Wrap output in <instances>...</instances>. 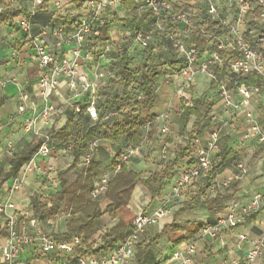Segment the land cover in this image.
Here are the masks:
<instances>
[{
  "label": "built area",
  "instance_id": "2783aa9c",
  "mask_svg": "<svg viewBox=\"0 0 264 264\" xmlns=\"http://www.w3.org/2000/svg\"><path fill=\"white\" fill-rule=\"evenodd\" d=\"M29 1L30 7L15 17L14 26L23 35L25 42L31 45L33 61L41 70L37 90L43 105L38 118L26 119L24 128L31 131L34 136L44 137V141L30 162L12 179L8 190L10 195L20 189L30 176H49L56 172L53 166L43 169L35 162L36 158H47L52 150V142L48 135L41 128H35V125L37 121H41L42 125L46 126L55 116L61 114L63 107L51 102V97L58 95L61 85L66 87L69 94L65 105L74 113L82 114L93 122L100 117L105 122L111 121L118 114L115 107L106 108L103 105L106 102L101 91L117 77L112 69L113 60L108 58L114 48L112 44L106 45V40L102 39V32L105 24L110 19H114L117 6L124 0H81L80 11L71 17L69 31L64 25H57L54 22L63 14L64 0ZM135 1L149 13L151 26L166 35L175 59L181 62L178 78L185 86H190L199 76L208 78L209 82L213 83L221 103L222 114L211 116V122L216 125L210 129L204 144L199 137L191 140L195 148L194 163L173 178L170 201L178 205L181 203L185 189L208 172L212 168L213 161L220 157L221 132L227 124L237 119L238 115L242 120L239 142L254 140L264 149V124L251 109L252 102L264 98V34L254 41L244 36L247 23L257 22V26L264 31V0H208V5L205 6V20L218 21L223 25L227 30L222 36H216L207 30L205 23L197 17V11H189L192 7H177L173 0ZM217 1L228 2V13L232 15L222 16ZM18 3L19 0H8L6 10L20 9ZM44 5L50 7L52 14L48 23L40 27L35 34L33 28L36 16ZM255 8L259 11L258 19L246 18L245 16ZM162 24L168 27L161 29ZM191 32H197L211 41V45L203 53H199L195 45L186 43ZM248 33L251 34L252 30ZM49 34L54 38V50H49L44 43ZM151 34V30L134 27L125 30L120 40L121 43L134 42L140 49L148 52ZM63 44L71 45V58L57 53ZM211 46H215L216 51L212 50ZM219 52L235 54L236 58L227 61ZM15 55L16 53L13 52L12 56ZM101 57L107 58L105 67L93 64V60ZM81 62H92L91 77L81 70ZM225 68L232 76L253 75L258 77L261 83L238 86L232 81H227L224 72L221 75L214 72L216 69ZM21 101L18 111L22 113L26 110L25 103L29 98L23 95ZM31 109L35 110L34 105ZM222 117L224 119H221ZM167 121L168 115L165 113L158 115L153 124L146 127L155 125L159 134L166 135ZM98 144L99 141L96 140L89 144L87 153L81 159L84 168H87L93 160ZM161 155L165 157L166 152L162 151ZM135 158H142L141 143L136 147L123 146L117 158L114 174L120 164L128 163ZM109 180L110 177L105 175L97 179L91 192L92 200L98 201L104 197ZM172 207L168 202H164L150 214L142 209L137 210L131 229L113 250L98 255L94 251L78 255L77 253L82 249L80 236L75 234L61 241L55 233H45L38 219L32 217V212L18 209L10 197L0 203V264H33L32 259L22 257L29 251H37L42 256H52L47 264H130L134 260L142 234L149 227L159 226L169 218L172 215ZM262 212H264V189L255 192L245 203L235 200L226 204L218 202L212 222H205L200 237L217 241L222 247L225 245L226 233L243 226L250 218ZM47 225L50 227L53 223L48 221ZM244 246L247 248L244 249ZM196 250V241L182 243L170 256L159 259L157 264H194ZM234 250L243 251L244 254L242 257L231 258L229 264H257L264 253V238L259 236L249 238L246 233H239L235 237Z\"/></svg>",
  "mask_w": 264,
  "mask_h": 264
},
{
  "label": "trees",
  "instance_id": "16d2710c",
  "mask_svg": "<svg viewBox=\"0 0 264 264\" xmlns=\"http://www.w3.org/2000/svg\"><path fill=\"white\" fill-rule=\"evenodd\" d=\"M131 6L132 1L128 0L125 2L124 9ZM16 14L13 11H2L0 12V20L6 22ZM258 14L259 11L255 8L245 17H255L258 19ZM222 16L224 15L222 14ZM197 17L205 23L206 29L216 36H222L226 33L227 29L218 21L205 20V11H201ZM119 21L118 18L113 20V22ZM113 22L105 24L102 32L103 40L108 39L106 32ZM245 27L244 36L251 41L257 40L264 34V31L257 26V22L247 23ZM250 30H252L251 34L248 33ZM186 43L195 45L199 53H203L211 45L210 40H207L197 32H191ZM211 49L216 51L215 46H211ZM219 53L227 61L236 58V55L232 53ZM147 63L148 58L133 69H130V58L124 50H122L118 62L113 60L112 69L117 79L102 89V95L104 96V90L107 89L108 91L110 88H116L113 96H104L106 103H103L106 108L107 106L116 108L118 114L115 119L105 122L100 117L97 121L93 122L86 116L76 114L68 108L69 110L65 113L68 112L69 115L65 124L56 131L45 132L52 145L58 144L68 150L72 160L69 166L57 171L59 190L50 195L49 205L41 202L38 195H33L30 198V211L32 212V217L35 219L41 221L46 219L54 220L58 216L60 205L64 201H67L71 218L65 225L64 234L66 236L76 234L82 238V249L77 253L78 255H84L93 251V248H95L94 252L106 250L109 252L113 250L132 227L134 215L129 211L127 206L136 185L141 182L139 174L129 170L127 163L120 164L118 171L107 183L103 199L108 202V205L100 211L98 201L91 199V192L101 172L100 163L93 158L89 166L84 168L81 159L87 153L89 144L95 140L104 141L109 144H117L121 141L124 147H136L141 143L144 127L153 124L157 117V111L166 102L164 93L159 96L154 90V84L163 74L162 66H149ZM214 72L217 75H221L224 72L238 86L241 84L251 86L261 83V80L253 75L232 76L226 68L224 70L216 69ZM137 76L139 77L138 79H136ZM209 83L210 85L213 84L212 82ZM134 91H137L139 96L135 97ZM214 94L216 95L215 90ZM180 112V122L183 131L187 129L188 121L191 118L194 119L190 126V131L187 133L189 141L194 137L202 135V125L206 120L210 122V129L216 125V123L210 120L212 113L211 102L198 99L194 100L191 104H186L182 101ZM43 141L44 137L34 136L30 144L7 160L8 169L0 175V190L7 180L17 176L21 168L30 162ZM187 151V148L179 147L178 155L173 160L164 164L159 172L158 179L154 183L142 182V185L148 190L151 197H154L161 190L163 183L170 177L178 164L179 156H187ZM234 154L230 150H223L221 152L220 157L213 161V165L216 161L218 163L214 166L212 165V168L205 173V180L201 189H208L214 185L215 176L224 166L225 162L235 157ZM118 155L119 153L115 157L114 166L117 165ZM79 165L80 167L78 168ZM201 195L202 190L197 191L194 198L186 203H182L178 210L173 212L172 221L162 227L160 234L165 235L166 242L172 250L182 243L196 241L204 228L205 223L203 222L188 221L184 225L176 222V218L180 217L182 213L198 206L197 198ZM103 216H107L109 220L116 219L117 223L102 234L103 241L101 244L95 245L93 242L89 243V240L100 231L99 221ZM150 243L144 246V241L139 240L133 264H157L154 253L150 250Z\"/></svg>",
  "mask_w": 264,
  "mask_h": 264
},
{
  "label": "crops",
  "instance_id": "0c3cea01",
  "mask_svg": "<svg viewBox=\"0 0 264 264\" xmlns=\"http://www.w3.org/2000/svg\"><path fill=\"white\" fill-rule=\"evenodd\" d=\"M126 1L128 0H124L122 4L117 6L116 15L114 19L121 11L124 12V14L129 15V13L134 12V10L138 8L144 10L146 16L149 18L146 23L151 24L149 13L144 8H142L139 3H137L135 0H131L132 6L130 8L124 9ZM173 1L177 4V7H184V6H189L192 8L194 7L190 2H186L182 0H173ZM7 4H8V0H0V12L9 11L6 10ZM80 5H81V0H64L63 14H61L58 17V19L55 20L54 22L57 25L58 24L64 25L65 29L69 31L71 25L70 23L71 17L74 16L75 13H78L80 11ZM18 6L20 7V9L10 10L17 13L14 17L10 18L6 22H2L0 20V175L3 174L8 169L7 160L11 158L14 154L23 150L28 144L32 142L34 135L31 131H27L24 128L25 120L32 117L38 118V113L43 105V100L41 96L38 94V90H37V83L41 75V70L33 61L32 58L33 50L31 45L25 42L23 35L20 32H18L14 26L15 17H17L23 11L28 9V7H30V1L19 0ZM51 14L52 12L49 6L44 5L43 7L40 8V10L37 13L36 21L33 28L35 34L38 33L40 27L48 23ZM113 20L110 19L108 23L113 22ZM163 25L165 24H162V26ZM135 27H139V26H135ZM167 27L168 26H166L165 28ZM116 29H118V26H116L115 23L113 22L106 32V36L108 37V39L105 41L106 45L110 46V44L118 40V36H116L117 33ZM44 43L49 50H54L53 45L55 42H54V38L50 34L45 38ZM70 49H71V45L63 44V46L60 48V50L57 51V53L60 54L61 56L71 58ZM13 52L16 53L15 56H12ZM113 52L114 49H112L109 54H112ZM171 54L173 57H175L172 52ZM108 58L110 60H113L109 56ZM105 59L107 58L101 57L98 60L95 59L93 60V64L99 67H105L107 64L106 63L107 61ZM81 64H82L81 70L84 71L86 74H88L89 77H91L92 72L90 66L92 65V62L91 63L81 62ZM194 83L195 82H193L191 85L193 86ZM211 92L214 94V90ZM23 95H26L29 98V101L25 103L26 110L21 113L18 111V106L22 104L21 99ZM68 95L69 94L68 91L66 90V87L61 85V87L59 88L58 95L51 97V102L54 105L63 107L58 122L54 124V120H53L48 125L43 126L41 121H37L35 128L38 129L41 128L44 132L56 131L60 129L65 124V121L67 119L65 112L68 111L69 109L66 107L65 101L67 100ZM262 100H264V98H262ZM256 101L252 102L251 104L252 110H253V104ZM32 105H34V109H35L34 111H32L31 109ZM221 111H222L221 103L219 102L216 106L212 107L211 116L219 115V114L221 115L222 114ZM255 115L257 116V114ZM221 119H224V117H222ZM241 124H242V120L240 115H238L237 119H235L231 124H227V126H225V128L229 127L232 129V127H235L237 129L235 132L229 131V137L231 138L236 137V138L228 144L226 151L230 150L231 152H234L235 153L234 155L235 157H237L239 162L238 164H224V166L219 170L221 180L219 179L220 182L217 183L216 185L218 186L217 188H219L217 192L218 196L217 194L214 193L215 187L213 185L204 192L205 199L207 198L212 199V206L211 208H209V210H206L204 208L203 214L206 221H204L203 223L212 222L213 217L216 214V206L218 202L226 204L229 201L235 200L240 203H245L250 199V197L255 192L264 189V149L258 146V144L254 140L245 141L244 143L239 142L240 132L242 130ZM53 126L54 129H52ZM155 132H156V136H153V139L159 138L157 126L155 128ZM222 132L220 139L221 151L224 150V148L222 147V143L224 142V139L222 137ZM207 136L208 134L199 137L202 144H204ZM184 147L188 149L187 164H184V167L179 170L178 168L179 166H181V164H179L178 161V164L176 165L174 171L172 172L170 177L165 180V182L163 183V187L154 197H151L149 193L146 194L145 192L143 193L141 190V187L143 185L141 182L138 183L134 189L131 200L127 206L129 211L133 215L139 209H142L147 214H150L156 208L161 206V204L164 202H168V205L170 207L173 206L172 215L159 225L160 229L156 228L157 226L149 227L140 237L141 241H144V246H146L152 241V243H150L151 244L150 250L152 251V253H154L155 261L168 257L173 252L170 245L166 242V238L164 237L163 240L161 236H158V234H160L161 229L164 225H167L172 221L173 212L178 210V208L184 202V200L182 199L181 203L176 205L175 202L170 201L173 178L181 170L192 165L195 161V151H194L195 148L193 147L192 142L188 140L187 144ZM254 150L261 151L262 157L260 159L254 158V153H253ZM67 151L68 150L64 149L62 146L58 144H53L51 154L47 158H36L35 162L43 169L47 168L48 166H53L56 169V172L54 174H50L49 176H39V175L30 176L27 179V181L23 184V186L12 195L9 194L8 190L10 188L13 178L7 180L3 184L0 190V203L4 202L6 199L11 197V199L14 201L18 209L29 210L30 198L33 195H38L40 197L41 202L45 203L46 205H49L50 195L54 194L56 191L59 190L57 171L66 168L71 163L72 158L70 153ZM164 158L165 157L161 155V159ZM238 166H241V168H239ZM127 168L139 174L140 181L142 180L147 181L145 174H143L142 172L143 169L146 170V169H150L151 167L150 166L144 167L142 164H138L137 161L132 160L127 163ZM159 168L162 167L159 166ZM100 169H101V165H100ZM103 174L104 172H102L101 170L100 174L98 175V178L103 176ZM204 180H205V174L197 181L193 182L191 185L198 184V182L204 183ZM43 181L47 183V187L45 188L41 187V183ZM222 184L225 185L223 186ZM188 188L189 186L185 189L184 193L187 191ZM151 200L156 202V205L151 207L149 206L147 208V205ZM107 205L108 202L105 199L102 198L98 200V207L100 211H102ZM105 217L107 216H103L100 220H102ZM178 218H176V222L180 223L178 221ZM108 219H109L108 217L105 218L106 223ZM48 221H51L53 223V226L50 227L53 228L54 233L59 237V240L61 241L67 240L70 236L73 235L72 234L66 236L64 234L65 225L67 222H65L63 227H61L60 230L58 231V224L56 221L47 220V219L43 221L38 220L40 227L42 225L44 230H46L45 227L48 226L47 225ZM110 221L112 223H109V226L102 228V225H100V231L97 232V234L94 235L89 240V243L91 242L94 243V241L100 235H102L106 230L112 228L117 223L116 219ZM0 225H1V221H0ZM153 228L158 230L154 231ZM242 232L246 233L249 236V238H254L258 236L264 238V212L260 213L256 217L250 218L243 226L234 229L231 232L226 233L224 235L225 245L222 247L217 241H213L209 239H201L199 234L198 239H196L197 250L194 257V264H229L231 258H235L236 256L242 257L244 254L243 251L236 252L234 250L235 237L237 234ZM246 248L247 246H244V249ZM93 251H95V248H93ZM107 251L108 250L99 251V252L96 251L95 254L98 255L105 253ZM201 251H204V255L201 254ZM22 257L24 259L25 258L32 259L33 264H47L52 259V256H42L38 254L37 251L26 252ZM133 263L134 260L130 264ZM257 264H264V253L259 258Z\"/></svg>",
  "mask_w": 264,
  "mask_h": 264
},
{
  "label": "rangeland",
  "instance_id": "374dc122",
  "mask_svg": "<svg viewBox=\"0 0 264 264\" xmlns=\"http://www.w3.org/2000/svg\"><path fill=\"white\" fill-rule=\"evenodd\" d=\"M186 2H190L194 7L189 8V11H197L199 14L201 11H205V6L208 5V0H182ZM214 2V1H213ZM221 8V14L223 15H230L228 13V2L224 1H217L216 2ZM196 6V7H195ZM188 9L186 8L185 11ZM232 15V14H231ZM116 18L121 19L120 22H114L118 29H116L118 36V40L112 43L114 46V52L109 54L115 62H118L120 54L122 50L126 51L130 58V69H133L138 64H141L143 60H147L148 58V65L149 66H162L163 74L161 75L160 79L154 84L155 92L160 96L162 93L165 95V104L157 111V116L162 114L168 115V133L166 135H159V138L153 139V136H156L155 128L156 126L151 127H144L143 129V137L141 141V150H142V158H135L132 159L133 161H137L138 164H142L144 167L150 166V169H143V174H145L147 178V182L149 184L154 183L158 177L161 168L163 167L166 162L173 160L178 154V148L184 147L187 142V133L190 131V126L193 123L194 119L191 118L188 121V126L186 131L182 130L181 122H180V105L182 101L186 104H191L194 100H204L207 102H211L212 107L216 106L220 101L218 95H214L211 91L215 89V87L210 85L208 78L206 77H197L194 80L193 86H185L183 81L178 78V69L180 67V62L172 56V47L168 42V39L163 31H160L156 27L151 26V24L146 23L148 21V17L146 13L142 9H135L134 12L128 14H124V12H119ZM135 26H139L143 29L151 30L152 34L149 40V47L148 52L140 49V47L134 42H124L121 43L120 37L125 30H130ZM166 26L160 25L161 29H164ZM227 81H231L228 76ZM139 77L137 76L136 79ZM116 91V88H110L107 91L104 90V96H113ZM102 92V91H101ZM135 97L139 96L137 91H134ZM219 101V102H218ZM254 113L257 114V117L261 123H264V100L259 99L253 104ZM68 112L66 113V117H68ZM60 115L55 116L54 124L58 122ZM57 126V125H56ZM54 129V126L52 127ZM210 129V122L206 120L202 125V135H207ZM235 127L229 128L224 127L222 132V137L224 142L222 143V147L224 150L228 147V144L234 140L236 137H229V131H236ZM201 135V136H202ZM122 143L119 141L117 144H109L104 141H99L98 148L94 154V160L98 161L101 165V170L104 172L103 175L111 177L115 172V166L113 165L115 161V157L117 153L122 151ZM244 148V147H243ZM246 148V146H245ZM162 151L166 152L165 158L161 159ZM68 152V151H67ZM254 158L260 159L262 157L261 151L254 150ZM187 156H179L178 161L181 166H179V170L184 167V164L188 162ZM131 160V161H132ZM239 160L237 157L229 159L225 164H238ZM218 163L215 162L214 165ZM254 164V163H251ZM213 165V166H214ZM80 165L78 166V168ZM234 169V168H232ZM144 178V177H143ZM220 173L218 172L217 176L215 177V185H213L214 193L217 194L219 188L217 183L220 182ZM42 180V179H40ZM49 181V180H48ZM47 181V182H48ZM41 182V181H40ZM143 180L141 181V183ZM203 185L202 182H198V184H193L189 186L187 191L183 194V203L190 201L192 198L195 197L197 191L202 190V195L197 198L198 206L193 207L180 215L178 221L184 225L186 222H204L206 219L204 218V208L209 210L212 206V199H205L204 192L208 189H201ZM41 187H47V183L44 181L41 183ZM142 192L145 194L149 193L148 190L141 187ZM213 193V195H214ZM216 196V195H215ZM218 196V194H217ZM47 198V197H46ZM216 198V197H214ZM156 205V202L151 200L147 208L150 206ZM30 210V209H29ZM71 218L69 212V205L67 201H64L59 208L58 217H56L53 221H56L58 224V231L61 227H63L64 223L67 222ZM107 218V217H105ZM105 218L100 220V225L103 227L109 226V223H112L109 219L107 223L105 222ZM173 218V216H172ZM47 226V225H45ZM44 226V227H45ZM42 229L44 230L43 226L41 225ZM156 228H159L157 226ZM45 233H54L52 227H45ZM154 231L158 230L153 228ZM58 234V233H57ZM159 235V234H158ZM159 236L162 237L164 240V236L160 234ZM103 241L102 235H100L95 241L94 244L99 245ZM201 254L204 255V251H201Z\"/></svg>",
  "mask_w": 264,
  "mask_h": 264
}]
</instances>
